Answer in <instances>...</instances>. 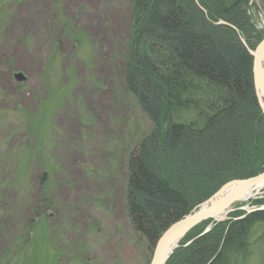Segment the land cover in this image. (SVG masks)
<instances>
[{"label": "rangeland", "instance_id": "rangeland-1", "mask_svg": "<svg viewBox=\"0 0 264 264\" xmlns=\"http://www.w3.org/2000/svg\"><path fill=\"white\" fill-rule=\"evenodd\" d=\"M129 8L0 0V264L147 263L124 205V149L151 126L121 80ZM263 231L239 264H264Z\"/></svg>", "mask_w": 264, "mask_h": 264}, {"label": "trees", "instance_id": "trees-1", "mask_svg": "<svg viewBox=\"0 0 264 264\" xmlns=\"http://www.w3.org/2000/svg\"><path fill=\"white\" fill-rule=\"evenodd\" d=\"M260 10L253 0H130L121 80L151 126L124 149V205L146 264L171 223L226 182L264 171L249 52L264 38ZM237 206L193 227L165 264H239L264 209Z\"/></svg>", "mask_w": 264, "mask_h": 264}, {"label": "water", "instance_id": "water-1", "mask_svg": "<svg viewBox=\"0 0 264 264\" xmlns=\"http://www.w3.org/2000/svg\"><path fill=\"white\" fill-rule=\"evenodd\" d=\"M263 50L264 38L254 50L249 49L253 57V84L259 106L264 112V78L257 66L258 56ZM15 76L20 79L23 74L17 73ZM261 185H264V171L248 178L233 179L223 184L196 209L165 228L154 244L149 264H165L178 243L193 227L209 219L215 221L226 219L234 203L242 201L249 192ZM260 209H264V207Z\"/></svg>", "mask_w": 264, "mask_h": 264}, {"label": "bare ground", "instance_id": "bare-ground-1", "mask_svg": "<svg viewBox=\"0 0 264 264\" xmlns=\"http://www.w3.org/2000/svg\"><path fill=\"white\" fill-rule=\"evenodd\" d=\"M257 66L261 72L262 77L264 78V50L258 56ZM263 188H264V185L256 187L253 191L249 192L242 201L249 200L254 194H256V192H258L259 190H262ZM200 204H198L194 209H196Z\"/></svg>", "mask_w": 264, "mask_h": 264}]
</instances>
